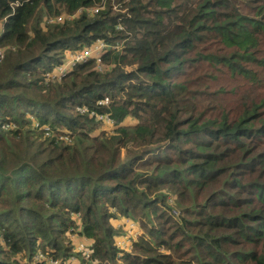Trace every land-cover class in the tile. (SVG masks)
Returning a JSON list of instances; mask_svg holds the SVG:
<instances>
[{
  "label": "trees",
  "instance_id": "1",
  "mask_svg": "<svg viewBox=\"0 0 264 264\" xmlns=\"http://www.w3.org/2000/svg\"><path fill=\"white\" fill-rule=\"evenodd\" d=\"M0 23V264H264V0H0ZM99 42L104 72L46 80Z\"/></svg>",
  "mask_w": 264,
  "mask_h": 264
},
{
  "label": "built area",
  "instance_id": "2",
  "mask_svg": "<svg viewBox=\"0 0 264 264\" xmlns=\"http://www.w3.org/2000/svg\"><path fill=\"white\" fill-rule=\"evenodd\" d=\"M101 10H102V7H96V8H91V9H87V10L81 9L79 12L76 13V15L82 14L83 11H86L89 15H96ZM114 10L115 11L119 10V6H114ZM123 12H125V10ZM70 18H72V17H70ZM62 21H64V19L62 17H58L56 19L55 18L49 19V23H54V22L61 23ZM120 29H122V28L120 27ZM105 46L106 45L104 43L99 42L98 44H96L93 47L86 48L84 50H81V51H78L75 53H69L63 64L56 67L53 71L46 73V75H45L46 80L47 81H52V80L61 81L63 78H65V76H67L70 73V71L72 69H74L78 65L85 64L86 62L89 61V59L94 58V57L96 58L98 64H100L101 63L100 58H101V54H102L101 51H103L102 49ZM4 53L5 52L3 50H0V62H2L4 60ZM108 102H109V99L107 98L104 101H101L99 104L100 105H106V104H108ZM78 112H80L81 114L88 113L92 117H97V119L99 121H102L104 124H106V121H108V120L112 122V120L110 119V116L108 114L97 115L96 112L89 111V109L87 107H79ZM112 125H113V122H112ZM35 126L39 127V124H35ZM40 130H44L47 135H49L53 132V130L49 126H43ZM173 215L179 216V211L174 210ZM127 235H129V234H127ZM122 250L128 251L126 249H122ZM83 253L85 254L86 259H88V260L91 259V255H92L91 252H89V251L84 252L83 251ZM42 259H45V258L42 257ZM49 264H59V263L55 262V261H49Z\"/></svg>",
  "mask_w": 264,
  "mask_h": 264
},
{
  "label": "rangeland",
  "instance_id": "3",
  "mask_svg": "<svg viewBox=\"0 0 264 264\" xmlns=\"http://www.w3.org/2000/svg\"><path fill=\"white\" fill-rule=\"evenodd\" d=\"M113 10H114V8H113ZM91 16V15H90ZM49 19H52V18H49ZM1 23H0V30H1ZM262 49L264 50V45L262 46ZM261 55H263V54H261ZM4 58H5V53H4ZM3 62V61H2ZM2 62H0V64L2 63ZM98 63V62H97ZM99 69H101L102 70V72H104L105 70H103V66H102V61H101V63L99 64ZM102 67V68H101ZM262 71H263V73H264V69H261ZM67 76H65V78H66ZM63 80V79H62ZM61 80V81H62ZM51 82H58V80H52ZM110 119L112 120V122H113V125H112V122L111 121H106V124H104L103 123V125H104V127L102 128L105 132H107L108 134L109 133H115V131H116V128H118L117 126H116V123H115V121H114V119H112L111 118V116H110ZM134 119L132 118V117H128V118H126L125 119V121H124V126H130V125H133L134 124ZM48 136V135H47ZM60 136H64V135H60ZM65 137V139H66V141H68L69 143H74V138H70V139H67L69 136H64ZM130 148L131 149H137V147L136 146H134V145H130ZM120 149H122V153H123V155L122 156H126L127 154H126V150H127V148H126V146H124V145H120ZM172 201V200H171ZM171 204H173V202H171ZM122 219H125L126 221H128L130 224H131V229H129V232H128V234H129V236H130V239H131V241H130V243H129V245H131V248H132V244L134 245V243L136 242L137 243V241L142 237V235H143V231H142V229L140 228V225L137 223H135L134 221H132V220H130V219H128V218H126V217H121ZM75 233H73V234H71L70 235V239H69V242H70V244H71V246H72V248L74 249V253L75 254H82L83 256H85V254L83 253V251L84 252H91L92 253V242L91 241H88V239L87 238H85V237H82V235H80V234H75ZM118 241V243H120V239L119 240H117ZM118 245V244H117ZM118 247H119V245H118ZM120 248V247H119ZM131 250V249H130ZM130 250H128V251H130ZM18 259L20 260V261H23V259H22V257L20 256V257H18ZM72 262L74 261V259H72L71 260ZM61 262H59V264H60ZM66 264V263H65Z\"/></svg>",
  "mask_w": 264,
  "mask_h": 264
},
{
  "label": "crops",
  "instance_id": "4",
  "mask_svg": "<svg viewBox=\"0 0 264 264\" xmlns=\"http://www.w3.org/2000/svg\"><path fill=\"white\" fill-rule=\"evenodd\" d=\"M113 225L116 227V228H122L125 232H126V235L128 234L129 232V229H131V224L126 221L125 219H122V218H119L117 220H114L113 222ZM120 239V243H118L117 241V244L119 245V247L121 249H126V250H130L132 249L131 248V245H129L131 239H130V236L127 235L125 237H119V238H116V240H119ZM133 246V244H132ZM73 263H76V261L74 260Z\"/></svg>",
  "mask_w": 264,
  "mask_h": 264
},
{
  "label": "clouds",
  "instance_id": "5",
  "mask_svg": "<svg viewBox=\"0 0 264 264\" xmlns=\"http://www.w3.org/2000/svg\"><path fill=\"white\" fill-rule=\"evenodd\" d=\"M132 250V249H131Z\"/></svg>",
  "mask_w": 264,
  "mask_h": 264
}]
</instances>
